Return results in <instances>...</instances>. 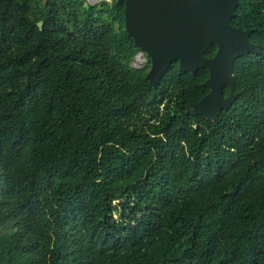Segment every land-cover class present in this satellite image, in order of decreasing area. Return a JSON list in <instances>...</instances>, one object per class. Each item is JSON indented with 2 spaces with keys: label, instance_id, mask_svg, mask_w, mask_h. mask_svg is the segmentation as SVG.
Wrapping results in <instances>:
<instances>
[{
  "label": "trees",
  "instance_id": "1",
  "mask_svg": "<svg viewBox=\"0 0 264 264\" xmlns=\"http://www.w3.org/2000/svg\"><path fill=\"white\" fill-rule=\"evenodd\" d=\"M263 11L212 122L208 70L133 67L125 4L0 0V264H264Z\"/></svg>",
  "mask_w": 264,
  "mask_h": 264
},
{
  "label": "water",
  "instance_id": "2",
  "mask_svg": "<svg viewBox=\"0 0 264 264\" xmlns=\"http://www.w3.org/2000/svg\"><path fill=\"white\" fill-rule=\"evenodd\" d=\"M125 4V31L142 53L150 59L147 81L156 87L169 72L173 62L180 71L196 76L210 72L204 87L210 94L201 103L188 107L191 116H204L217 122L228 112L241 93L235 94L236 61L246 55L260 54L252 43L254 30L233 24L240 0H117ZM37 26L42 30L43 22ZM218 46L214 58L206 53ZM229 89L228 98L224 90Z\"/></svg>",
  "mask_w": 264,
  "mask_h": 264
},
{
  "label": "rangeland",
  "instance_id": "3",
  "mask_svg": "<svg viewBox=\"0 0 264 264\" xmlns=\"http://www.w3.org/2000/svg\"><path fill=\"white\" fill-rule=\"evenodd\" d=\"M102 1H103V0H86V3L96 5V4H100ZM107 2L111 3L112 0H107ZM263 12H264V11H263ZM140 54H141V55L143 54L144 57H145V59H144L143 62H140V61L138 60V56H139ZM140 54H138V56L135 58V61H134V64H133V67H134L135 69H138V70H141V69L146 68L147 65L149 64V57H148V55L145 54V53H142V52H141Z\"/></svg>",
  "mask_w": 264,
  "mask_h": 264
},
{
  "label": "bare ground",
  "instance_id": "4",
  "mask_svg": "<svg viewBox=\"0 0 264 264\" xmlns=\"http://www.w3.org/2000/svg\"><path fill=\"white\" fill-rule=\"evenodd\" d=\"M144 59H145V57H144L143 54H142V55L140 54V55L138 56V60H139L140 62H143Z\"/></svg>",
  "mask_w": 264,
  "mask_h": 264
},
{
  "label": "flooded vegetation",
  "instance_id": "5",
  "mask_svg": "<svg viewBox=\"0 0 264 264\" xmlns=\"http://www.w3.org/2000/svg\"><path fill=\"white\" fill-rule=\"evenodd\" d=\"M253 43V42H252ZM225 91V90H224ZM226 98V97H225Z\"/></svg>",
  "mask_w": 264,
  "mask_h": 264
}]
</instances>
